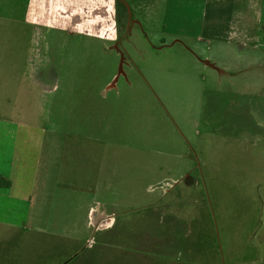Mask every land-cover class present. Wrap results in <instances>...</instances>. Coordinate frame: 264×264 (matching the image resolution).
<instances>
[{
	"label": "rangeland",
	"instance_id": "rangeland-1",
	"mask_svg": "<svg viewBox=\"0 0 264 264\" xmlns=\"http://www.w3.org/2000/svg\"><path fill=\"white\" fill-rule=\"evenodd\" d=\"M117 1L0 0V264H253L264 64Z\"/></svg>",
	"mask_w": 264,
	"mask_h": 264
},
{
	"label": "crops",
	"instance_id": "crops-1",
	"mask_svg": "<svg viewBox=\"0 0 264 264\" xmlns=\"http://www.w3.org/2000/svg\"><path fill=\"white\" fill-rule=\"evenodd\" d=\"M162 1H164V4L160 12V18L162 19L161 26L165 29V33L167 35L172 33L176 40L189 41L195 51L204 56L201 61H208V59L215 61V58L218 59L220 58L219 55H221L228 65L238 63V65H245L250 69L254 68L255 64H264V62L258 60V53H264V29H262L264 28V0ZM169 11H172V18L170 22H167ZM237 17H247L242 27L241 22L235 20ZM253 17L255 19L251 20ZM233 26L235 27L234 29ZM153 32L158 34L157 31ZM233 32H235L234 35ZM236 33H239V35L237 36ZM246 33L252 34V37L245 35ZM218 42L221 43L216 45L215 43ZM261 92L264 93V87ZM262 114H264V111ZM259 138H261L262 144L260 146L264 153V138ZM261 159L264 161V156ZM0 168L2 170H0V174L11 181L9 189H1L8 194L14 189V184L9 175L4 173L5 167L1 162ZM262 180H264L263 172ZM258 193L260 206L262 207V201L264 202V181L258 186L257 197ZM7 194L0 195L6 197ZM255 236L256 242L253 248H256V250L252 254V247L248 246L246 254L247 257L253 258V264H264V222Z\"/></svg>",
	"mask_w": 264,
	"mask_h": 264
},
{
	"label": "trees",
	"instance_id": "trees-1",
	"mask_svg": "<svg viewBox=\"0 0 264 264\" xmlns=\"http://www.w3.org/2000/svg\"><path fill=\"white\" fill-rule=\"evenodd\" d=\"M116 5H117V9H118L117 18L120 21V17L122 15L124 16L127 14V9H126V6L119 0L117 1ZM10 187H11L10 181L7 178L0 175V188L6 189V188H10Z\"/></svg>",
	"mask_w": 264,
	"mask_h": 264
},
{
	"label": "water",
	"instance_id": "water-1",
	"mask_svg": "<svg viewBox=\"0 0 264 264\" xmlns=\"http://www.w3.org/2000/svg\"><path fill=\"white\" fill-rule=\"evenodd\" d=\"M122 3H124L125 5H126V7L128 8V10L130 9L129 8V5L127 4V2L125 1V0H120ZM131 11V10H130ZM131 16H132V14L129 16V24L131 23ZM129 32V27H128V29H127V33ZM166 111H167V109H165ZM168 113V112H167ZM178 130L180 131V133L183 135V132H182V130H181V128H179L178 127ZM188 143H189V141H188ZM190 144V143H189ZM191 146V145H190ZM217 222H216V219H215V224H216ZM217 226V225H216Z\"/></svg>",
	"mask_w": 264,
	"mask_h": 264
},
{
	"label": "built area",
	"instance_id": "built-area-1",
	"mask_svg": "<svg viewBox=\"0 0 264 264\" xmlns=\"http://www.w3.org/2000/svg\"><path fill=\"white\" fill-rule=\"evenodd\" d=\"M109 216H110V215H108L106 218H108ZM106 220H108V219H106ZM110 221H111L110 224L113 225V224H114V221H115V220H114V217H112V219H111ZM94 228H95V226H94Z\"/></svg>",
	"mask_w": 264,
	"mask_h": 264
},
{
	"label": "bare ground",
	"instance_id": "bare-ground-1",
	"mask_svg": "<svg viewBox=\"0 0 264 264\" xmlns=\"http://www.w3.org/2000/svg\"><path fill=\"white\" fill-rule=\"evenodd\" d=\"M115 83H113V85H114Z\"/></svg>",
	"mask_w": 264,
	"mask_h": 264
},
{
	"label": "flooded vegetation",
	"instance_id": "flooded-vegetation-1",
	"mask_svg": "<svg viewBox=\"0 0 264 264\" xmlns=\"http://www.w3.org/2000/svg\"><path fill=\"white\" fill-rule=\"evenodd\" d=\"M115 220V219H114ZM114 225V224H113Z\"/></svg>",
	"mask_w": 264,
	"mask_h": 264
}]
</instances>
